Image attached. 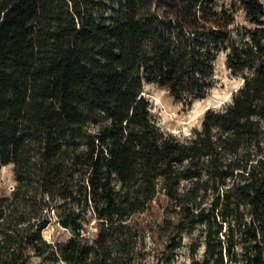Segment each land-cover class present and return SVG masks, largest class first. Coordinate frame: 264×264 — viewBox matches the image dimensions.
Returning a JSON list of instances; mask_svg holds the SVG:
<instances>
[{"label":"trees","instance_id":"1","mask_svg":"<svg viewBox=\"0 0 264 264\" xmlns=\"http://www.w3.org/2000/svg\"><path fill=\"white\" fill-rule=\"evenodd\" d=\"M221 53L230 102L163 133L144 86L190 105ZM6 165L0 264H174L196 228L192 264H264V3L0 0ZM52 220L64 242L43 238Z\"/></svg>","mask_w":264,"mask_h":264},{"label":"rangeland","instance_id":"2","mask_svg":"<svg viewBox=\"0 0 264 264\" xmlns=\"http://www.w3.org/2000/svg\"><path fill=\"white\" fill-rule=\"evenodd\" d=\"M229 0H226L228 2ZM264 3V0H260ZM238 24H243V13L236 15ZM215 85L206 98L195 100L190 105L176 102L168 91L155 85H145L142 96L148 101L150 113L160 130L179 139H188L194 132L201 130L204 113L209 109H221L230 102L231 94L242 84L239 76H234L226 67V56L221 53L214 70ZM15 185L12 174V165L0 167V196L8 195ZM93 230V229H92ZM43 238L52 244L64 242L70 233L62 229L57 222L52 220L42 231ZM194 238H199V229L196 228L191 234L183 235L182 247L177 251L174 264H192L189 255V244ZM204 246L199 244L195 259L201 262L203 259ZM152 259L149 263H152ZM38 259L32 258L30 264H37Z\"/></svg>","mask_w":264,"mask_h":264}]
</instances>
